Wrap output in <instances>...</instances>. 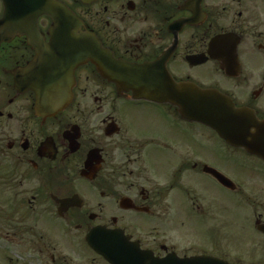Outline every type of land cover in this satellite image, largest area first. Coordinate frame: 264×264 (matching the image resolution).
Instances as JSON below:
<instances>
[{
    "label": "flooded vegetation",
    "instance_id": "obj_1",
    "mask_svg": "<svg viewBox=\"0 0 264 264\" xmlns=\"http://www.w3.org/2000/svg\"><path fill=\"white\" fill-rule=\"evenodd\" d=\"M58 1L116 59L153 63L168 53L161 64L175 82L219 89L264 119V0ZM38 26L48 44L51 20L41 17ZM229 48L227 76L220 70ZM34 55L25 38L0 48V197L11 210L0 209L3 262L109 264L86 243L102 227L108 240H124L121 252L107 255L132 263L144 256L150 264H264L263 160L168 103L118 95L91 64L75 71L63 112L37 116L34 95L17 93L9 73ZM238 156L250 161L239 173L222 166ZM188 218L205 223L209 242L187 237ZM13 245L23 258L10 256Z\"/></svg>",
    "mask_w": 264,
    "mask_h": 264
},
{
    "label": "water",
    "instance_id": "obj_2",
    "mask_svg": "<svg viewBox=\"0 0 264 264\" xmlns=\"http://www.w3.org/2000/svg\"><path fill=\"white\" fill-rule=\"evenodd\" d=\"M1 2L4 13L0 19V45L16 36H26L35 51L34 59L14 74V83L18 92H34L38 115H55L68 105L75 70L90 62L101 77L116 85L120 93L131 92L133 98L175 104L186 118L215 130L231 146L242 147L264 158V120L257 119L252 110L236 108L217 90L175 83L166 70L155 69L158 68L156 63L138 65L113 59L96 37L85 31L66 6L56 0ZM43 15L49 16L53 22L51 41L47 45L37 25ZM105 232L103 228L91 230L87 242L112 264H141L143 260L150 264L144 256L137 263L125 261L122 255L108 256V251L121 252L118 243L124 240L120 237L108 240ZM125 249L130 251V247ZM199 261L180 264H215L208 260L205 263Z\"/></svg>",
    "mask_w": 264,
    "mask_h": 264
},
{
    "label": "rangeland",
    "instance_id": "obj_3",
    "mask_svg": "<svg viewBox=\"0 0 264 264\" xmlns=\"http://www.w3.org/2000/svg\"><path fill=\"white\" fill-rule=\"evenodd\" d=\"M209 78V75L208 74H204L202 75V79H206L208 80ZM225 83H229L227 81H224ZM223 88V87H222ZM226 89V88H224ZM228 90V89H227ZM233 93H238V95H242L243 92L241 90H238V89H233L232 90ZM240 98V97H238ZM245 163H250V161H247L245 159H243L242 157L238 156L236 159H232V162H227L225 164H223L222 166H230V169H229V172L230 170L232 171H235V172H238V168H239V165L240 164H245ZM232 166V167H231ZM239 173V172H238ZM239 177H242V176H239ZM237 180V179H235ZM206 184L210 187H212V185L207 181ZM3 208L4 210V215H10L11 214V210H10V200L8 198H2L0 197V209ZM1 214V212H0ZM187 215V214H186ZM187 218V216H186ZM187 221H189L190 223V227H188V230H187V237H192L193 239L199 241V242H203L206 243V242H209L207 240V236H209V233L206 231L205 229V223L202 222L201 219L199 218H188L186 219ZM0 228L1 230L5 229L6 227V222H0ZM25 237L23 235H19L17 237H14V240H17V241H22ZM4 243V242H3ZM4 247L3 246H0V264H6L5 262H3L4 259H1L2 257V253H5L7 254V250L3 251ZM10 248V251H11V254L10 256L13 255V253H17L19 255L20 258H23V254L20 250H18V247L16 246H9ZM14 256V255H13Z\"/></svg>",
    "mask_w": 264,
    "mask_h": 264
}]
</instances>
